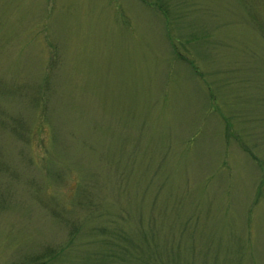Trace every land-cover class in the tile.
Wrapping results in <instances>:
<instances>
[{
	"label": "rangeland",
	"instance_id": "1",
	"mask_svg": "<svg viewBox=\"0 0 264 264\" xmlns=\"http://www.w3.org/2000/svg\"><path fill=\"white\" fill-rule=\"evenodd\" d=\"M0 264H264V0H0Z\"/></svg>",
	"mask_w": 264,
	"mask_h": 264
}]
</instances>
